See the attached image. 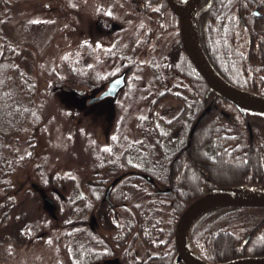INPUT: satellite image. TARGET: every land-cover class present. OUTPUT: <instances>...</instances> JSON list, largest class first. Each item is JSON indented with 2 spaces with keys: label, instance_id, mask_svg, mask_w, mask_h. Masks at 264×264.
Instances as JSON below:
<instances>
[{
  "label": "trees",
  "instance_id": "obj_1",
  "mask_svg": "<svg viewBox=\"0 0 264 264\" xmlns=\"http://www.w3.org/2000/svg\"><path fill=\"white\" fill-rule=\"evenodd\" d=\"M25 1L0 0V237L14 233L21 242H30L38 236L32 223L15 211L21 187L13 176L34 160V143L45 118L36 102L38 85L25 47L7 32L14 8ZM129 1L146 22L130 48L105 51L104 63L117 65L106 80L128 69L123 89L131 99L132 80L147 69L154 88L142 98L148 111L139 118L141 139L134 142V154L129 155V142L127 150L94 155L100 171L92 179L103 184L96 187L103 191L110 181L115 189L131 193L135 188V198L120 210L128 213L121 220L122 230H130L133 208L137 214L138 264H171L176 222L193 200L220 188L264 187V113L242 111L221 95L208 94L207 83L182 47L178 18L166 0ZM197 7L203 10L197 19L198 38L212 68L235 88L264 97V0H199ZM164 35L171 43L166 52L157 53L152 42ZM167 100L180 105L171 116L160 110ZM63 181L59 177L53 182ZM125 196L120 203L130 198ZM75 221L82 226L81 219ZM61 227L68 241L66 218L61 217ZM189 243L209 263L264 258V208H210L193 221Z\"/></svg>",
  "mask_w": 264,
  "mask_h": 264
},
{
  "label": "rangeland",
  "instance_id": "obj_2",
  "mask_svg": "<svg viewBox=\"0 0 264 264\" xmlns=\"http://www.w3.org/2000/svg\"><path fill=\"white\" fill-rule=\"evenodd\" d=\"M145 22L129 0H27L14 8L7 32L25 47L45 126L34 143V160L13 176L21 187L15 211L32 223L38 240L21 242L14 233L0 237V264H71V260L78 264L77 255L65 251L62 214L54 205L51 215L43 200L54 196V187L67 198L92 179L94 155L113 149L110 140L116 138L121 151L141 139L139 118L148 111L142 98L154 88L149 70L132 80L131 99L123 89L114 101L106 98L89 106L83 101L105 89L107 75L117 70L114 61L102 60L105 51L114 46L130 48ZM169 41L164 35L152 46L157 53L166 52ZM179 106L167 100L160 110L171 116ZM59 177L64 181L54 184ZM253 187L257 196H264L263 186ZM63 209L66 214V206Z\"/></svg>",
  "mask_w": 264,
  "mask_h": 264
},
{
  "label": "flooded vegetation",
  "instance_id": "obj_3",
  "mask_svg": "<svg viewBox=\"0 0 264 264\" xmlns=\"http://www.w3.org/2000/svg\"><path fill=\"white\" fill-rule=\"evenodd\" d=\"M113 78L107 80L106 84L108 85ZM99 94L91 95L87 101H83L84 104L89 106L98 102L91 101V99L97 97ZM116 97L114 99L111 97L106 98L114 101ZM110 142L114 144L113 149H104L103 152L109 151L110 153L111 151V153H115L118 148V141L115 138L110 140ZM128 146L129 143L124 149L127 150ZM133 146H135V143L131 142L130 156L134 154ZM99 171L95 169L92 176L99 174ZM97 186L101 187L103 184L94 179H87L83 185L76 187L75 192L67 198L62 195L59 191L60 189L57 187L52 189L54 196L51 197V200L57 211L59 210L62 214V217L68 220V225L70 226L68 229V241H66L64 236L65 251L69 252V255H77V258H79L77 259L78 264H138L137 214L133 208L130 214V230H122L121 220L128 213H123L120 210V205H127L134 198L135 188L131 190V193L126 189H115L114 181H110L104 191L96 188ZM107 192L108 196L106 195ZM112 193L114 194V200L116 199L115 201L111 197ZM124 195H126V198H129L130 195V198L120 203L119 200ZM65 206L67 209L66 214H64L63 209ZM57 211L55 212L58 215ZM76 219L83 221L82 226L75 221ZM71 264H76V262L71 260Z\"/></svg>",
  "mask_w": 264,
  "mask_h": 264
},
{
  "label": "water",
  "instance_id": "obj_4",
  "mask_svg": "<svg viewBox=\"0 0 264 264\" xmlns=\"http://www.w3.org/2000/svg\"><path fill=\"white\" fill-rule=\"evenodd\" d=\"M171 11L178 18L179 24V36L181 39L182 47L189 58L190 62L207 83L209 90L208 94L215 92L227 100L234 103L239 107L240 110H250L255 112L264 113V97H258L242 90L235 88L234 86L227 83L223 80L216 71L212 68L208 62L199 42L198 33H197V19L199 14L203 11H199L196 19V27L193 29L191 23L192 17V7L197 4L199 0H188V3L183 6L175 5L172 0H166ZM257 13V11H256ZM129 70L126 69L116 77H114L107 85V87L97 96L91 99V101H99L106 97L115 98L118 92L126 84V76ZM194 127L190 132L192 135ZM189 144V143H188ZM151 180L150 177H147ZM235 189L239 187H228L220 189ZM110 189V188H109ZM108 189V192H109ZM212 190L207 192L195 200H193L180 214L174 231V244L176 249V256L173 259L171 264H264V258H239L233 259L220 263H209L200 259L197 255L194 256L188 252L187 243L189 241L190 227L193 221L200 215L202 212L222 205H233V206H242V207H255V208H264V196H255L250 198H227V197H218L215 195V191ZM107 192V196H108ZM44 207L51 214L54 215V203L50 198L44 197ZM248 236L242 246L247 242Z\"/></svg>",
  "mask_w": 264,
  "mask_h": 264
},
{
  "label": "bare ground",
  "instance_id": "obj_5",
  "mask_svg": "<svg viewBox=\"0 0 264 264\" xmlns=\"http://www.w3.org/2000/svg\"><path fill=\"white\" fill-rule=\"evenodd\" d=\"M172 1L174 2L175 5H178V6H183V5H186L188 3V0H172ZM197 15H198L197 7L194 4L192 7V17H191V23H192L193 29H195V27H196ZM214 193L218 197L241 199V198L255 197L259 194V191H258V189H256L253 186L252 187L242 186V187L235 188V189H231V188L220 189L218 191H215ZM187 248H188V252L190 254L196 256V253L194 252V250L190 246L189 241L187 243Z\"/></svg>",
  "mask_w": 264,
  "mask_h": 264
}]
</instances>
